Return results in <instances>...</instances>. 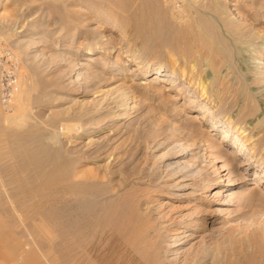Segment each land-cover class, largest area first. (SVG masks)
<instances>
[{
    "label": "bare ground",
    "instance_id": "1",
    "mask_svg": "<svg viewBox=\"0 0 264 264\" xmlns=\"http://www.w3.org/2000/svg\"><path fill=\"white\" fill-rule=\"evenodd\" d=\"M193 1L81 0L83 13L72 11L74 15L64 9L65 5L62 10L59 7L62 13L55 17L53 27L44 21L50 13H43L32 24L17 20L13 23L15 50L6 56L15 61L14 69L0 53V254L20 260L21 264H264V195L258 183L255 190L236 198L256 207L251 205L250 217L244 224L216 229L221 236L218 243L200 241L204 245L188 253L180 252L182 245L196 239L200 232L191 227L193 219L156 214L148 193L155 190L142 188L145 183L150 188L156 186L157 192L174 199L201 192L204 187L199 189L198 183L188 182L196 175L195 165L181 159L189 155L194 160L204 157L195 139L197 133L206 130L208 136L221 132L223 139H229L233 148L228 156L231 163L243 156L236 170H219L215 180H208L209 187H217L225 179L227 186L232 185L236 176L243 179L240 168L252 164L253 157L264 165V118L256 122L248 119L254 109L251 106L264 101V85L260 91H252L248 81L236 76L231 65L224 74V63L231 57L228 43L218 39L215 21L209 13L197 9ZM53 2L49 8L57 12ZM212 7L222 6L214 3ZM87 13L88 20L104 27V33L86 25L89 21L82 16ZM73 20V35L84 33L83 41L78 45L57 44L54 53L56 64L64 66L71 82L80 78L95 82L107 73L121 75L123 70H117L102 55L117 53L121 57L119 64H135L141 77L154 72L153 81L166 77L172 86L180 85L177 91L186 94L188 109L199 111L195 122L183 129L185 139L193 141L191 149L183 143L173 149L171 157L181 159L169 162L164 155L158 165L148 166V172L125 173L121 170L127 159L122 143L112 145L108 141L111 146L105 145L97 150V156L86 155L82 160V152L96 148L95 134L107 129V120L113 121L117 115L109 114L113 103L102 105L110 98L112 88L98 91L88 110L75 100H69L65 107L54 103L61 99L58 83L45 77L49 64L44 60V49L38 47L66 39ZM233 26L236 33L240 26ZM118 31L121 35L116 39ZM159 46L168 47L170 52L165 55ZM168 60L172 70L166 68ZM180 66L181 76L177 73ZM128 92H120L115 98L112 95V102L129 110ZM16 109H20L19 115ZM63 112L73 116L68 122L76 119L82 124L59 125ZM91 163L96 166L91 167ZM232 196L233 193L217 195L216 205L226 207L212 210L225 211L227 221L232 215L228 206L237 202Z\"/></svg>",
    "mask_w": 264,
    "mask_h": 264
},
{
    "label": "rangeland",
    "instance_id": "2",
    "mask_svg": "<svg viewBox=\"0 0 264 264\" xmlns=\"http://www.w3.org/2000/svg\"><path fill=\"white\" fill-rule=\"evenodd\" d=\"M50 1L52 2L53 0H0V53L2 58L6 57L8 60L7 65L9 68H15V61L12 60L11 57H7L6 54L15 50L12 42L15 39V33L12 31V25L14 22H16V20L22 21L21 23H26L28 25L37 21L43 13H50L48 17L50 15L51 16L47 19V21L46 19L44 21L47 22L48 26L53 27L55 17H58L59 14L61 15V8L64 5L68 8L64 9H66V11L70 10L74 15H76L75 12L77 11H80V13L85 11V7L83 6L84 3H81V0H55V3L53 2L54 4H57L55 7H58V10L59 7L61 9L59 11L57 10V12L52 11L51 8H49V5H51L49 4ZM188 1L189 0H180L182 4L183 2L184 4H187ZM214 3H221L222 7L213 8L212 5ZM193 4L194 6L196 5L197 9H201L200 11L207 14L209 13V17L212 19V21H215L214 24H216L215 26L217 27L218 32H220V34H217V36H219L218 39H224L223 41L228 43L229 56H231L229 57V61L231 63L229 61L225 62L223 70H227L228 68L226 69V67L231 65V69L235 73L237 72L236 76H238L244 82L248 81L246 83L249 84L252 91H260L264 85V0H194ZM81 9L84 11L81 12ZM88 15L89 13L86 15L84 14L82 18H86L88 20L90 18V15ZM88 21L89 22H86V25H89L91 28H96V31L99 33L105 32L104 27L99 23L92 22L91 20ZM72 22L73 23L70 24V29H68L66 34V39L60 40L59 38L58 41L48 42V44L50 43L51 45L44 44L38 47L40 50L44 49V60L50 65V67L48 65V71L46 72L45 77L49 78V81L58 83V91L61 99L55 100L54 103L63 104L62 107H65L68 105L67 103L69 100H75L79 105H83L85 110H88L93 107L94 98L98 91L112 88L110 98L104 101L102 105H105L110 101V103L113 104L109 105L111 106V109H109V114H112L113 116H119L113 118V121L107 120V129L95 134L94 138L97 140V146L94 149L84 151L85 153L82 152V155H79L80 157L84 155L82 160L87 158L86 155H88V157L91 155L97 156L99 152L97 150L103 148L105 145L111 146V144L113 145L114 143L116 144L120 142L122 143L121 150L127 158L125 164L123 165L124 167L122 166L121 169L125 173H134V171L137 170H142V172L145 173L148 166L158 165L162 158L161 156L164 155L169 162H174V160L178 161L181 159L180 157L179 159L178 157L177 159L171 157L174 154L175 145L183 143L184 146H189L188 148L191 149V144L193 141L185 139L183 136V129L191 126L195 122V116L199 114V111L188 109L187 101L185 99L186 94L184 92L179 93V91H177L180 85L178 84L172 86L167 81H165L166 77H161L160 80L155 82L153 81L155 77L154 72H150L146 77H141L140 71L135 64L132 63L125 67L121 66L119 64L121 57H119L117 53L108 54L107 56L105 54L102 55L106 60L113 62L116 65L117 70H123L121 75L107 73L104 77H102V79L95 80V82H89L83 78H80L76 81L73 80L71 82V80H69V74H67L66 70L64 71V66L56 64L54 53L57 51V44L58 46L63 44L78 45L83 41L84 33L74 37L73 31L76 23H74V20ZM229 22L232 24H229ZM231 25L240 26L239 30H237L235 33V28L234 26L232 28ZM229 28L232 29L233 32ZM57 32H59V30ZM57 34L58 33H56V35ZM120 35L121 34L118 31L114 34V37L119 39ZM227 37L230 40L226 39ZM229 41H231V43ZM158 49H161V51L163 50L162 52L164 54L170 52V49L166 46H159ZM170 58L174 59L171 56ZM151 61L156 62L155 60ZM165 64L168 70H172V63L169 60L166 61ZM181 69L182 66H180L177 71L179 76H181V73L179 72ZM225 73L226 71L224 74ZM123 91H129L130 93H128L131 94L129 110H123V107H117V105L112 102L114 101L112 98H115L117 94H121L120 92L123 93ZM13 104L16 106L20 105L19 101H13ZM251 108L253 111L248 117L249 120H254L256 122L259 119L264 118V101H261L260 105L259 103H255L253 106H251ZM19 110L20 109H16L14 112L19 115ZM44 112H46V114L49 113L48 110H42V113ZM65 114L66 113L63 112L65 117L61 115L60 120L62 123L59 121V125L67 124V126L71 127V125L82 124L81 121L76 119L69 120L68 122L67 119L73 118V116H69L71 113ZM206 131H204V133H199V135L197 133L195 139L197 148L199 146L202 148V150H204V152L202 151L201 154L205 153L204 157L206 158L201 157L194 160L190 159L192 157L189 155L185 159H181L182 162H185L186 160L190 164L195 165L196 170L194 173L196 175L188 182L193 181L196 184L198 183L197 185L199 186V189L204 187L201 192L196 191V195L192 197L188 196L174 199L172 195H163L166 193L157 192L156 190H158V188H156V186L150 185V188L148 185H146V183L145 185H142V188L145 187L147 189L149 188L151 190H155L150 191L148 189L151 199L150 200L148 197V200H150L152 205L154 204L153 206L157 209L156 214L164 213L165 215L167 214V216H177V220H181L182 216L183 220L189 221L193 219V221H195V223L191 221L190 225L192 228L195 227L194 229L199 230L200 232L198 233V237L196 239L191 240L186 245H182L183 248L180 250V252L185 253L187 251L191 252L192 248H199L198 246L201 245V242L204 244L208 242V245H213L212 243H218L221 239L219 233L216 232L218 228L231 229L234 227H239L241 224L243 225L244 220L250 217L248 215L250 214V208L253 206V204L243 203V205L242 203L238 202V199L236 198L243 195L245 196L247 193L249 194L253 191V189L255 190V188H257L255 185L256 183H258L260 186L259 192L264 195V165H261L259 162L255 161L257 157H253L252 164H250L248 167L243 166L240 168L244 174L243 179L239 176H236V173H232V176H236V178H233V180H236L234 184L227 186L228 181H226L227 179H225V177V180L221 181L219 186L209 187V183H207L208 180H215L219 170H221L222 173H227L228 170H236L237 165L241 164L240 162L243 161V156H238L235 158V162L231 163L228 156L230 155L229 153L231 150H233V148L231 147L232 145L229 142V139H223L221 132H211L208 136ZM260 135L261 133H259L257 136ZM199 140L201 142H199ZM108 141L113 143L108 144ZM68 148L70 149L72 147L68 145ZM191 152H197V150H193ZM261 155L262 154H260V156ZM90 165L91 167L94 165L96 166L94 163H91ZM222 168H226V171H222ZM198 170L199 173L197 174L196 171ZM154 172L152 174H154ZM199 193L200 195L202 194V196H206V198L197 195ZM221 193H233L234 197L232 196V198L237 200V202L234 201V204L232 203V206H228L229 210L232 212L231 218L228 221L225 211L224 213H215L212 211L216 208L223 209V207H226L216 205V201L218 200L217 195ZM199 199L204 200V203L203 201H198ZM253 207L256 208L255 206ZM198 215H201V218ZM187 217H189V219ZM197 217H199L198 220ZM241 217H243V219ZM214 219L215 221H212ZM210 232L211 235L209 234ZM58 262L59 261H55L53 264H58ZM0 264H21V261L10 259L6 255L0 254Z\"/></svg>",
    "mask_w": 264,
    "mask_h": 264
}]
</instances>
